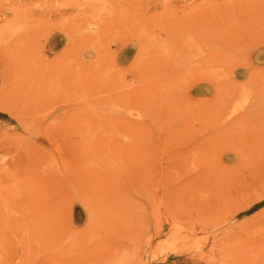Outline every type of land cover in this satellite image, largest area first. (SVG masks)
I'll return each mask as SVG.
<instances>
[{
    "label": "rangeland",
    "instance_id": "rangeland-1",
    "mask_svg": "<svg viewBox=\"0 0 264 264\" xmlns=\"http://www.w3.org/2000/svg\"><path fill=\"white\" fill-rule=\"evenodd\" d=\"M0 264H264V0H0Z\"/></svg>",
    "mask_w": 264,
    "mask_h": 264
}]
</instances>
